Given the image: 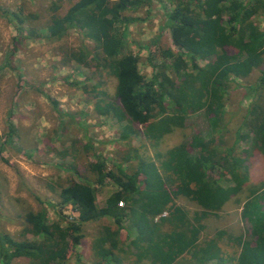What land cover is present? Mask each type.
I'll use <instances>...</instances> for the list:
<instances>
[{
    "label": "trees",
    "instance_id": "trees-1",
    "mask_svg": "<svg viewBox=\"0 0 264 264\" xmlns=\"http://www.w3.org/2000/svg\"><path fill=\"white\" fill-rule=\"evenodd\" d=\"M170 1L173 8L167 14V26L176 49H162V63L152 65L150 79L140 69L139 54L126 50V31L120 32L118 25L127 29L130 23L140 20L130 18L126 12L150 6L152 0H76L67 13L49 15L41 26L49 27L54 39L76 28L83 37L94 40L93 52L72 50L66 58L94 64L95 71L107 69L108 75L116 77L111 111L105 112L115 115L119 122H128L122 128V138L134 131L138 135L142 125L145 140L157 144L176 128H184L188 117L199 111L205 114L213 135L221 132L220 125L230 113L226 100L230 88H234L232 84L261 69L264 63V25L252 19L254 15H264V0ZM53 7L59 8H50ZM20 11L25 12L22 8ZM27 17L30 32L38 35L40 25L34 24L30 15ZM14 19L17 18L8 20ZM17 20L19 29L25 18ZM200 59L206 61L204 66L199 65ZM166 69H171L174 77L168 76ZM101 84L99 80L89 90L101 91ZM249 88L254 99L232 145L220 141L224 145L221 148L215 137L208 141L204 134L196 132L189 141L167 151L166 158L160 161L163 173L155 161L139 155L140 161L131 172L120 163L108 169L103 160L85 164L77 157L68 170L80 181L67 177V181L73 180L61 187L60 201L53 205L57 218L50 220L47 207L29 210L22 230L27 238L17 241L1 235L8 256L3 264H10L11 258L18 256L32 258L33 264H66L85 236L84 225L105 218L115 225L104 224L97 237V253L106 264H121L116 251L126 252L127 248L134 249L136 261L143 264H264V182L243 196L244 184L249 180L246 160L251 151L244 149L245 157L236 154L242 141H249L250 148L264 154V69L259 82ZM12 131L14 128L9 136ZM215 169L219 170L218 178L210 173ZM85 171L95 177L94 181L82 176ZM107 179L118 188L100 204L98 186ZM176 180L178 188L171 191L168 183ZM223 180L230 184L223 185ZM180 193L202 208V213H196L199 216L191 218L175 203ZM238 194L247 233L237 237L233 253L224 254L216 237L202 238L205 225L200 220L216 214ZM66 206H72L77 216H65ZM123 231L129 242L123 241ZM224 233L220 230L217 237ZM29 234L34 239L28 238Z\"/></svg>",
    "mask_w": 264,
    "mask_h": 264
},
{
    "label": "rangeland",
    "instance_id": "rangeland-1",
    "mask_svg": "<svg viewBox=\"0 0 264 264\" xmlns=\"http://www.w3.org/2000/svg\"><path fill=\"white\" fill-rule=\"evenodd\" d=\"M75 1L0 0V264L8 257L5 256L1 235L6 234L17 241L27 238L22 230L29 210L47 207L50 220L57 218L53 205L60 201L61 187L73 179L80 181L68 170L75 165L77 157L85 164L103 160L108 169H115V165L120 163L131 172L142 156L155 161L159 172L163 173L160 161L166 158L167 151L189 141L196 132L204 134L208 141L215 137V143L221 148L224 145L220 141L232 145L243 116L254 99L253 93H249V85L259 82L264 69L263 63L261 69H255L248 77L232 84L234 88H230V96L226 100V109L230 113L225 115V121L220 125L223 130L215 135L211 133L205 114L199 111L188 117L184 128H176L157 144L145 140L142 125L138 135L134 131L128 138H122V128L128 122H119L115 115L105 112L111 111L109 105L113 104L116 93V77L108 75L107 69L106 72L95 71L94 64L84 65L66 58L72 50L93 52L94 40L83 37L76 28H72L67 36L54 39L49 27H41L49 15H64ZM51 5L59 8H50ZM21 8L25 12H21ZM172 8L170 0H152L150 6L126 12L130 18L140 20L130 23L127 29L118 25L120 32L126 31V50L139 54L140 69L147 79L154 73L152 65L162 63V49H176L167 26V14ZM27 15L34 24L40 25L38 35L33 36L30 32ZM13 16L25 18L19 29L17 19L13 22L8 20ZM252 19L264 25V15H254ZM198 63L204 66L206 61L200 59ZM166 73L174 77L171 69H166ZM99 80L103 81L101 91L89 90ZM12 128L14 131L9 136ZM222 133L223 139L220 140L218 135ZM84 145H90V148H82ZM244 149L251 153L246 160L249 180L244 184L243 196L251 187L264 182V154L250 148L249 141L240 142L236 154L245 157ZM214 156L218 158L219 154L214 153ZM210 173L216 178L220 174L218 169ZM168 174L173 176L171 172ZM68 176L73 179L67 181ZM82 176L91 178V181L95 178L86 171ZM222 184L227 186L230 182L223 180ZM177 185V180L168 183L171 191L176 190ZM117 188L110 179L99 185L98 203L103 204ZM239 196H234L216 214L200 220L205 225L202 238L216 237L224 254L233 253L237 237L247 233L246 220L237 199ZM194 202L182 193L175 196V203L191 218L203 211ZM192 203L196 207L193 208ZM63 213L69 219L77 215L72 206H66ZM104 224L115 228L107 218L84 225L85 236L71 252L66 264H106L96 247ZM220 230L225 233L217 237ZM28 238L34 239L32 234ZM122 239L129 242L126 231L122 232ZM116 253L121 264H143L136 261L134 249ZM10 261V264H33L32 258L25 256L13 257Z\"/></svg>",
    "mask_w": 264,
    "mask_h": 264
},
{
    "label": "built area",
    "instance_id": "built-area-1",
    "mask_svg": "<svg viewBox=\"0 0 264 264\" xmlns=\"http://www.w3.org/2000/svg\"><path fill=\"white\" fill-rule=\"evenodd\" d=\"M120 204V206H123L124 205V202H120L119 203ZM73 217H70V219H72Z\"/></svg>",
    "mask_w": 264,
    "mask_h": 264
},
{
    "label": "crops",
    "instance_id": "crops-1",
    "mask_svg": "<svg viewBox=\"0 0 264 264\" xmlns=\"http://www.w3.org/2000/svg\"><path fill=\"white\" fill-rule=\"evenodd\" d=\"M194 203H195V202H194ZM194 203H192V204H193V208L196 207V205H197L196 203H195L196 205H195ZM197 206H199V205H197Z\"/></svg>",
    "mask_w": 264,
    "mask_h": 264
},
{
    "label": "clouds",
    "instance_id": "clouds-1",
    "mask_svg": "<svg viewBox=\"0 0 264 264\" xmlns=\"http://www.w3.org/2000/svg\"><path fill=\"white\" fill-rule=\"evenodd\" d=\"M73 209V208H72ZM74 211V210H73ZM75 212V211H74ZM165 214V213H164ZM166 215V214H165ZM77 216V215H76ZM76 216H74V217H76Z\"/></svg>",
    "mask_w": 264,
    "mask_h": 264
}]
</instances>
